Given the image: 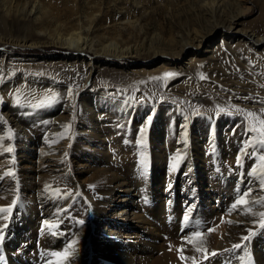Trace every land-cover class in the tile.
Wrapping results in <instances>:
<instances>
[{
	"label": "rangeland",
	"instance_id": "1",
	"mask_svg": "<svg viewBox=\"0 0 264 264\" xmlns=\"http://www.w3.org/2000/svg\"><path fill=\"white\" fill-rule=\"evenodd\" d=\"M161 1L167 2L168 0H145V3L144 0H142V3L144 6H147L145 7L148 10L151 9V7L157 8L154 10L155 13L150 12V15H144L139 18V20L141 19L140 21L138 20L139 24L135 28L124 33L126 37L129 36V40H132L136 44L141 43L145 48H149L150 46L148 47V45H160L172 39L174 36L177 38L181 30H184L183 32H189L193 31L192 29L194 28H199L196 25L194 26V14L192 13L193 8L191 6L189 7V5L180 1L178 3H172L167 9L163 4L159 5ZM222 1L225 3H223L222 10L226 18H228V16L232 18L234 15L240 14L238 29L250 30L258 34L264 32L261 30V19L262 15H264V0H239V8L235 6L236 0ZM69 3H71V0ZM80 3L81 6H83L85 0H80ZM101 3L102 9H106L105 11L109 12L108 16L112 19L119 16L118 10L125 2L124 0H101ZM129 3H131L129 7L134 18V15L138 16L137 14H139V12L136 13V11H140V9L133 4L134 0H130ZM64 4L60 6V9L65 6ZM106 5H108V7ZM180 8L184 10L182 11ZM178 9L181 10V12ZM191 9L192 11H190ZM171 10H173V13H171ZM170 14L173 18L170 17ZM30 20L31 17L29 21ZM191 24H193V27L190 26ZM171 30L172 32H170ZM178 31L180 32L178 33ZM161 32L163 35L160 34ZM156 33L157 36L154 35ZM137 34L139 37H137ZM228 35L229 34H224L223 31L220 30L209 36L201 47H188L184 49L178 57L179 64L177 67H179V65L183 67L184 65L182 64L187 62L188 58L196 53L197 55L195 56L198 59L190 63H202L204 66L213 64L214 67L225 72H247V76H251V72L247 71V66L253 65V63L251 61L252 59L248 58H264V49L259 48L258 50L252 51L249 45L237 42L236 39ZM231 46L235 47V52L231 49ZM1 52L5 54L4 56L1 55L2 57L0 56V58H3L5 61V64L1 68L2 71H0V127L3 129L6 145L4 149L0 151V174L4 175L5 178L9 177L11 180V182L8 183V187L10 188L9 191H15L17 193L16 203L18 199L19 201L26 202L27 200L24 197L28 198L32 190H39L42 192L45 190L50 198L55 197L54 200L59 207L56 214L57 218L60 220L59 229L62 231V234H64V237L66 239L68 238V242L66 243H72L78 238L79 242L83 244L90 243L94 245L95 243L101 248L107 245L105 243L104 246V240L109 237L103 234L102 231L104 228H107L105 230V232H107L109 228H112V225L109 223L115 221L114 213L121 208L124 202L119 201L116 206L108 208L104 207L101 203H96L97 206H95L92 202V198L97 188L93 182L94 179L98 177L105 179L108 174L111 173L110 168L113 166L111 158L115 159L116 157L123 165L128 162V154L138 155V158H134L131 162L134 163L135 170L133 167V171L132 173L129 172L131 174L129 176L134 178L135 183L143 182L142 185L147 187L141 189L142 194L145 195L141 197L142 201L139 203L140 207H137L135 210L139 212L138 214L143 215L145 220L150 222L149 226L152 227L153 231L155 227V230H161L159 237H155L151 233L148 234V236L151 237L150 240L154 247L151 256L148 258L149 261L147 264H152L153 261H159L160 257H163L162 254L166 249H173L171 245L175 247V241H180V239L186 240L193 234V226V228L190 226V228L186 227L183 230L185 225H187L183 223V220H192V222L195 221L198 223L200 227L204 226L197 230L200 233L206 232L209 229H214V231H211L213 233L224 231L228 221L227 217L229 212L227 210L231 206L226 207L224 205V209H214L217 212L216 214H212L211 210L206 206H217L225 202L226 197H223L224 194L220 193L222 189L226 190L227 193H225L227 196H230L228 198L230 202H233V196L238 198L237 200L241 199L242 196H236L233 190L234 184L222 183V178L220 177L225 175V179L231 178V180L247 177L256 183L264 185V167H262L264 162L259 161V157L264 155V142H255V145L251 146L247 137L252 134V131H244L237 128L232 123V120L229 119L231 114L224 113L222 116H219V120H217L218 116L209 119V125H207V127H199L200 131L194 135L197 139H202L200 143L203 148L202 146H195L193 150L195 149L196 152L194 153V151H191L193 155L197 154L199 156V164L193 167L197 178L201 176H210L212 178L211 187H209L210 183L205 184V187L213 189V192H211L213 199L205 198L203 201L197 200L198 206L194 209H190L188 202H183L185 194L181 193L179 190L182 183L181 179L187 178L188 173L184 171L187 154L184 153L182 156H177L178 152L176 151L179 124H181V120L190 121L189 114L185 107L188 101L190 103H201L188 100L184 97V92L193 88L187 78L185 80V78L180 77L173 85L163 88L162 92H164L168 99L157 97L153 101L155 108L159 106L157 108L158 111L153 115L152 110L151 112L149 110L147 115H149L150 125L154 135L150 139L147 138L143 144H140L138 142L140 137L138 128L143 119L137 118L133 121L134 123L131 122L128 124L124 121L126 120L124 116L112 118V116L109 117L110 115H101L98 120H103V130L97 132L96 128L93 129L88 126H81L82 120L84 121V119L81 117L82 114H80L79 99L81 100L82 96L86 98L93 94L97 95V99L100 102H103L102 96L106 95V90L111 92V94L122 91V86L118 81H123L122 72L125 71V69L142 66L146 67L147 64H145V62L140 60L138 62L116 60L114 63L107 64L108 66H101L99 65L100 63L95 62L99 67L92 76L89 77V80L84 83L86 80L85 77L83 79L81 78V80L79 76L73 77L70 67L62 63L63 60L61 61V58H64L65 55L60 49L54 47L21 48L20 46H14L7 50L3 49ZM95 58H103V56ZM158 58L152 59L153 61L150 62V66L146 67L147 70L155 69L161 61L169 60L163 57ZM237 58L247 59L238 60ZM98 60L99 59H96L95 61ZM243 61H246L245 64ZM190 63L188 65H190ZM263 71L264 66L263 68L260 67L259 73L262 74ZM22 76L31 77L32 85L40 81L50 83V88L48 89L52 90L53 94L41 107H37L38 103L35 98L32 99L26 107L18 106L19 103H23L24 99L17 94L14 96L13 94L7 95V93L10 94L14 89L13 86L18 88V86L21 85L20 83L23 81L21 78ZM238 78L244 80L247 77L240 76ZM42 82L40 86L45 84ZM16 84L18 85L16 86ZM218 85L221 86V82L218 81ZM226 89H229V87ZM241 90L247 91V88L242 87ZM263 90L264 87L262 91ZM67 91H70V97L73 99L74 105L72 111L69 114H65L67 116V132L63 134L58 133L56 137V146L54 145L55 148H57L52 150L54 152L52 155L46 154L44 157L40 158L38 152L45 153V150L44 147H42V143L37 141L40 138L49 136V133L45 131V129H47L46 126L48 127L50 125L49 122L51 118H56L58 115L55 112L58 102L54 93L62 95ZM255 91L239 93L230 91L226 92V95H228L226 98L231 101L242 100L241 98L230 96L231 94L244 95L249 98V101H251V99L264 98V93L259 94V91ZM147 96L149 97L147 98ZM152 97V95L150 96L149 93L147 94L145 92V89H140L136 92L134 99L146 103L148 100L152 99ZM18 120L21 121L22 130L28 135H31L34 139L32 142L34 146L28 145V149H24V145L20 144V138L24 139L27 136H23L25 134L22 130L23 134L18 133L15 129L16 121ZM89 126H93V123H90ZM94 126L97 127L96 124ZM162 126H166V128L158 130V127L161 128ZM47 130L49 131V128ZM66 133L69 135L64 137ZM205 137H209L210 139L207 141ZM164 139L169 141H163ZM8 149H11V151H8ZM59 149L60 151L57 152ZM109 158L111 161H109ZM29 175H34V179H32L34 181L33 184H28L27 177ZM2 185L3 184L0 183V187H3ZM29 187L33 189L29 190ZM6 192L8 191L5 190L3 195L0 194V204L2 201H8L10 198L7 196ZM254 193L260 194L259 201L264 203V190L262 192L256 190ZM218 197L223 201L217 200ZM192 201L193 200L190 202ZM243 205L244 204H240V206L244 207L245 205ZM16 206H18V204ZM6 207L7 209L10 208V211H6L2 214L3 217H0V220H2L0 223V225H2V227H0V236L4 238L5 233L1 235V232L6 229L8 231L4 239H7L10 234L9 232L13 231L15 220H18L19 216H21L16 212L12 202H9ZM6 207H4V205L0 206V208L4 209H6ZM19 208L22 209L21 207ZM257 208H259V206ZM245 211H247V213ZM235 214H237L235 216L236 220H234L235 223L233 221L232 224L237 227L238 230L240 229L239 231H243V227L244 230H247L254 225L255 221L253 220V216L256 213L251 211L250 208L247 210L244 209L243 213ZM172 219L179 220L181 226H178L173 231H170L171 229L163 231L167 228V220ZM259 220H261V223L257 226V230H254L253 236L255 235L256 238H264V227H262V220H264V217L260 216ZM34 221L33 225L27 229L29 232L23 236L24 239L21 237L22 239L12 247L11 251H9V253H11L9 256L10 260L15 264H44L46 255L52 254L53 252L63 253L65 251L56 249L57 247L49 248V243L44 245L43 241H41L43 239V230L40 226V219L36 218ZM156 224L158 226H156ZM78 227H80V230L79 232L77 231V233L74 230ZM114 230L116 231L115 227ZM127 233L130 234L132 239H135V237L142 234V231L140 228H132ZM1 248L0 246V253L1 250H3ZM108 248L111 249V247ZM92 255L90 249L89 252H81L75 257L73 263L86 264L89 261L87 264H93L92 262L95 261H103L102 263L99 262V264H117L113 260L108 261V257H102L101 253H98L96 256ZM51 256L56 263L61 262V264H64V261L62 262L61 260L62 257ZM133 256H135V254H133ZM201 261V264H210L205 258L201 259ZM7 264L10 263L8 262ZM133 264L137 263L134 262Z\"/></svg>",
	"mask_w": 264,
	"mask_h": 264
},
{
	"label": "bare ground",
	"instance_id": "2",
	"mask_svg": "<svg viewBox=\"0 0 264 264\" xmlns=\"http://www.w3.org/2000/svg\"><path fill=\"white\" fill-rule=\"evenodd\" d=\"M180 1H183L189 5V7L191 6L193 8V11L192 9L190 11L194 14V26L196 25L199 28H194L192 29L193 31L189 32H183L184 30H181V32L178 31V33H180L178 34L176 32L178 34L177 38L174 36L165 43L160 45H148V47H150L145 48L143 44H136L132 40H129V36L126 37L124 34L139 24V18L144 15H150V12L155 13L154 10L157 7H151V9L148 10L146 8L147 6L145 5V7L142 3V0H134L133 3L135 7L137 6V8L140 9V11H136V13L139 12V14H137L138 16L134 15L133 18V14H131L132 11L129 7V4H131L129 3L130 0H124L125 3H123L118 10L119 16H112L114 17H111L112 19L108 16L109 12L105 11L106 9H102L101 0H85L83 6H81L80 0H71V3H69L70 0H0V50H7L14 46H20L21 48L54 47L60 49L65 55L64 58H61V61L63 60L62 63H65L70 67L73 77L79 76L80 80L85 77L86 80L84 83L89 80V77L92 76L95 70L99 67L95 62L100 63L99 65L102 66L114 63L116 60L135 62L140 60L145 62L147 66H150V62H152V59L154 58H168V61H161L155 69L152 70H147V66L125 69V71L122 72L124 78L123 81H118L122 86V91L116 92V94H111V92L106 90V95L102 96L103 102H100L97 99V95L92 94L86 98L85 96H82L81 100L79 99V110L80 114H82L81 117L84 119V121L82 120L81 126H88L93 129L96 128L97 132L103 130V120H98L101 115H110L109 117L112 116V118L124 116V119L126 117V120L124 121L128 124L135 121L137 118H141L143 120L138 128L140 134L138 142L143 144L147 138L150 139L154 135L150 125L149 115H147L149 110L150 112L152 110L153 115L158 111L157 108L159 106L155 108L153 101L157 97L168 99L164 92H162L163 88L173 85L180 77L185 78V80L187 78L193 88L184 92V97L188 100L201 103H190L188 101L185 104L190 121L188 120L189 122H187L181 120V124H179V136L177 139L176 151L178 152L177 156H182L184 153L187 154L184 171H187L188 174L186 173L187 178L181 179L182 183L179 191L185 194L183 202H188L190 209H194L198 206L197 200L203 201L205 198H212L211 192H213V189H209L212 185V178L210 176H201L200 178H197L193 168L199 164V156L197 154L193 155L192 152H196L195 149L193 150L195 146H202L200 143L202 139H197L194 135L200 131V126L207 127V125H209L208 120L212 117L218 116L217 120H219L220 115L222 116L224 113H230L231 115L229 119L232 120V123L237 128L244 131H252V134L247 137L251 146H254L255 142H264V135L257 130H253L259 129L261 127L259 121L264 120V112L261 111L264 109V98H256L249 101V98L238 94H231L230 96H235L242 100L231 101L226 98V96H228L226 95V92L230 91L239 93L256 90L255 92L259 91V94L264 93V90L262 91L264 87V71L262 74L259 73L260 67L263 68L264 66V58H248L252 59L251 61L253 65L247 66V71H250L252 74L251 76H247V72H225L214 67L213 64L204 66L202 63H190L198 59L195 56L197 55L196 53L188 58L187 62L182 64L184 65L183 67L181 65L177 67L179 64L178 57L182 51L188 47H201L209 36L220 30L223 31L224 34L232 36L237 42L249 45V48L252 51L258 50L259 48L264 49V32L258 34L254 31L238 29L240 14L238 13L237 15H234L232 18H229V16L226 18L222 10L224 3L222 0H168L167 2L161 1L159 5L163 4V6L168 9L172 3H178ZM238 2L239 0H236L235 6L237 8L240 7ZM63 4L65 6L60 9V6ZM108 5L106 6L108 7ZM183 10L184 9H182V11ZM171 11V13H173V10ZM179 11L181 12V10ZM30 17L31 20L29 21ZM170 17L173 18L171 14ZM170 23L172 24L171 20ZM261 23V30L264 31V15H262ZM192 25L193 24L190 26ZM170 32H172V30ZM157 33L154 35L157 36ZM160 34H162V32ZM137 37H139L138 34ZM231 49H233L234 52L236 50L235 47L232 46ZM1 51L0 56H4L5 54ZM98 56H103V58H95ZM96 59L99 60L95 61ZM237 59L246 60L247 58ZM243 62L245 64L246 61ZM189 63L190 65H188ZM4 64L5 61L3 58H0V71H2L1 68ZM167 73H171L172 75L166 76L165 74ZM240 76H246L247 78L242 80L238 78ZM21 78L23 80L22 83H20L21 85L18 86V88L13 86L14 89L12 91L14 92L11 91L10 94L7 93V95L13 94V96L15 94L18 96L20 95L21 98L24 99L23 103H19L18 106L26 107V105L35 98L38 103L37 107H41L53 94L52 90L48 89L50 88V83L39 80L40 82L32 85L31 77L22 76ZM218 81L221 82V86L218 85ZM41 82L45 84L40 86ZM17 85L18 84H16V86ZM228 87L229 89H226ZM242 87L247 88V91L241 90ZM140 89H145L147 94L149 93L150 96H153L152 99L148 100L146 103L134 99L136 92ZM69 92L70 91H67L62 95L54 93L58 102L55 112L58 115L56 118L50 117V125L48 127L46 126L47 129L49 128V131L47 129H45V131L49 133V136L40 138L37 141L42 143V147H44L45 150V153L38 152L37 150L40 158L44 157L46 154L52 155L54 153L52 150L57 148H55V144L58 133L63 134L67 132V116L65 114H69L72 111V107H74L73 99H71ZM148 97L149 96H147V98ZM249 113L255 115L249 116ZM90 123H93V126H89ZM95 124L97 127L94 126ZM158 128V130H163L166 126L162 129L160 127ZM15 129L18 133L23 134L24 132L25 135L23 136H27L24 139L20 138V144L24 145V149H28V145L34 146L32 143L34 141L32 136L22 130L21 121H16ZM68 135L69 134L66 133L64 134V137H67ZM205 138L207 141L210 139L209 137ZM165 140L169 141L167 139H164L163 141ZM5 145L6 138L5 135H3V129L0 127V151L4 149ZM59 151L60 149L57 150V152ZM134 158H138V155L128 154V162L123 165L116 157L115 159L111 158L112 165L114 166L110 168L111 173H109L105 179L98 177L93 181L97 187L94 193L95 195L92 198V202L95 206H97L96 203H101L104 207L111 208L116 206L119 201L124 202L122 203L121 208L114 213L115 221L109 223L112 225V228H109L107 232H105L107 228H104L102 231L103 234H106V236L109 237L107 239L105 238V240L103 239L104 246L105 243L107 244L105 247L102 246L103 249L95 243L94 245L90 243L83 244L79 242L77 237L78 241L75 240L72 243H66L68 242V238L66 239L64 234H62V231L59 229L60 220L56 216L59 207L54 200L55 197L50 198L45 190L43 192L32 190L28 198L24 197L27 200L26 202L19 201L18 199V202L16 203L17 193L15 191H9L10 188L8 187V183H10L11 180L9 177L5 178L4 175L0 174V183L3 184V187H0V194L3 195L5 190H7L8 192H6V194L10 197L8 201H2L0 206L4 205V207H6L9 202H15L16 204L13 203L15 210L21 215L18 220H15L13 231L9 232L10 234L7 239H4L5 235L8 233L7 229L1 232V235L5 233L4 238L0 239V246L2 247L1 249H3L0 253L1 264H7L8 262L10 264H15L10 260L9 256L11 253H9V251H11L12 247L29 232L27 229L33 225L35 222L34 219L36 218L40 219L41 222L40 226L43 230V239L41 241H43V244L46 245L49 243V248L57 247L56 249L59 250L67 249L70 253L67 259H61L62 262L64 261V264H74L73 261L75 257L81 252H89V249L93 254L92 256L101 253L102 257H108V261L113 260L117 264H133L134 262L137 264H144V261L145 264H147L149 261L148 258L151 256L154 247L150 240L151 237L148 236V234L151 233L155 237H159L161 230L157 231L155 230V227L153 231L152 227L149 226L150 222L145 220L143 215L138 214L139 212L135 210L137 207H140L139 203L142 201L141 197L145 195L142 194L141 189L147 186L142 185L143 182L135 183L134 178L129 176L133 171V167L135 170L134 163H131ZM111 159L109 158V161H111ZM224 177L226 176L223 175V177H220L222 178V183L234 184V193L236 196H242L244 200L247 201V203L244 204L245 206L243 205L244 207H242L236 205L238 198H235L234 196L232 198L233 202H230L228 199L230 196H227L226 190L222 189L220 193L224 194L223 197H226L225 202L217 206L208 205L206 207L211 210L212 214H216L217 212L214 209H224V205L226 207L231 206L227 210L229 214L224 231L218 233L206 231L201 233L199 237H193V234H191L186 240H177L178 242H174L175 247L174 245H171L173 246V249H166L162 254L163 257H160L157 262L153 261L152 264H201V259L204 258L207 259V262L210 264H264V238H256L255 235L253 236V233L255 232L254 230H257V226L261 223V220H259V214L264 213V203L259 201L260 194L254 192L256 190L262 192L264 190V185L256 183L247 177L238 180H236V178L232 180L231 178L225 179ZM32 179H34V175H29L27 177L28 184H33L34 181ZM209 183V187H205V184ZM31 189L33 188L29 187V190ZM245 193H247V195H245ZM191 200L193 201L190 202ZM217 200L223 201L220 197H218ZM17 204L22 209L16 206ZM233 205H236V207L234 208ZM258 206L259 208H257ZM248 208L256 213L254 215L255 217L251 214L255 223L251 226L252 228L249 226V229L244 230V227L242 226L243 231H239L240 229L238 230L237 227L232 224V222L236 220L235 216L237 214L235 213H243L244 209L247 210ZM245 212L247 213V211ZM3 213L5 212H0V217H3ZM173 219L167 220V228L163 231L167 229L173 231L178 226H181L179 220ZM1 221L2 220H0V223ZM183 223L187 224L183 230L186 227L190 228L191 226V228L194 227L193 233L199 232L197 230L204 227H200L198 223L195 221L192 222V220L189 221L188 219L183 220ZM156 226L158 225L156 224ZM0 227H2V225H0ZM114 227L116 228V231L114 230ZM132 228H140L142 234L135 237V239H132L130 234L127 233ZM79 230L80 227L74 231L79 232ZM245 236L249 238L244 240L243 237ZM235 244H239L240 247L233 248V245ZM69 245H71V247H69ZM108 247H111V249ZM213 253H215V255ZM133 254H135V256H133ZM99 262L102 263L103 261H95L92 263L99 264ZM87 263H89V261ZM44 264H61V262L56 263L51 254H48L44 258Z\"/></svg>",
	"mask_w": 264,
	"mask_h": 264
},
{
	"label": "snow or ice",
	"instance_id": "3",
	"mask_svg": "<svg viewBox=\"0 0 264 264\" xmlns=\"http://www.w3.org/2000/svg\"><path fill=\"white\" fill-rule=\"evenodd\" d=\"M165 75L166 76H171L172 74L171 73H167ZM261 111L264 112V109H262ZM248 115L249 116H254L255 114L249 113ZM259 123H260L261 127L259 129H253V130H257L262 135H264V120H260ZM8 151H11V149H8ZM259 159H260V161L264 162V155H261L259 157ZM262 167H264V164H262ZM245 195H247V193H245ZM13 203H15V202H13ZM246 203H247V201L244 200L243 197H241V199H239V200L236 201V205L246 204ZM236 205H233V207L235 208ZM6 211H10V208L9 209L0 208V212H6ZM259 215L261 217H264V213H260ZM81 223H82V221H81ZM262 227H264V220H262ZM208 231L211 232V231H214V229H209ZM200 235H201V233H199V232L193 233V237H199ZM248 238L249 237H247V236L243 237L244 240H247ZM0 239H3V237L0 236ZM69 247H71V245H69ZM239 247H240L239 244L233 245V248H239ZM197 250H200V249H197ZM181 251H182V249H181ZM69 254L70 253L66 249L63 253H61V252H53L51 255L57 256V257H62L63 259H67ZM213 254L215 255V253H213Z\"/></svg>",
	"mask_w": 264,
	"mask_h": 264
}]
</instances>
